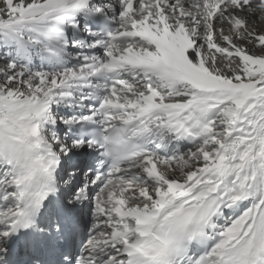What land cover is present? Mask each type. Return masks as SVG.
Returning <instances> with one entry per match:
<instances>
[{
    "label": "snow or ice",
    "instance_id": "snow-or-ice-1",
    "mask_svg": "<svg viewBox=\"0 0 264 264\" xmlns=\"http://www.w3.org/2000/svg\"><path fill=\"white\" fill-rule=\"evenodd\" d=\"M0 264H264V0H0Z\"/></svg>",
    "mask_w": 264,
    "mask_h": 264
}]
</instances>
